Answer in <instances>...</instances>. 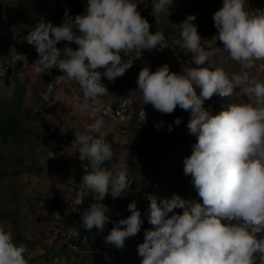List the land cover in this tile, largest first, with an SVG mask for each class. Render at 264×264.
Instances as JSON below:
<instances>
[{"label":"clouds","instance_id":"9594fccd","mask_svg":"<svg viewBox=\"0 0 264 264\" xmlns=\"http://www.w3.org/2000/svg\"><path fill=\"white\" fill-rule=\"evenodd\" d=\"M138 3L146 4V0H87L82 14L73 17L66 9L60 25L40 22L30 31L26 40L38 54L34 72L42 76L56 68L63 73L42 93L45 101L54 85L66 78L79 84L84 107L94 114L100 98L109 92L102 76L114 81L139 58L132 53L163 48L164 33L150 31ZM172 4L173 0H152V13L168 12ZM195 20L189 14L176 25L195 67L184 74L172 72L167 64L155 71L144 67L137 85L143 105L151 104L162 114H172L177 107L190 112L187 129L197 139L184 159V174L191 177L202 203L178 193L159 201L154 194H146L148 222L153 227L145 230L138 255L141 264H264V82L251 80L247 71L230 75L220 67L202 66L210 63V53L202 46ZM213 21L217 41L242 69L264 61V12L248 11L246 0H223ZM61 41L67 42L63 48L57 47ZM72 43L77 47L68 46ZM194 86L200 88L199 94ZM241 93L247 102H234L232 98ZM217 94L231 102L213 114L204 103ZM174 123L179 125L181 118ZM105 124L102 117L94 118L84 123L85 133L75 132L73 154L78 151L79 159L87 161L82 163L83 190L93 194L95 202L83 210L80 227H71L68 239L79 237L81 228L103 232L110 216L101 201L109 194L113 199L124 196L134 181L123 160L105 167L114 157L106 133L101 134ZM70 129L59 125L61 135ZM127 207L131 214L114 224L105 244L123 248L127 238L139 233L143 220L136 201ZM26 252L25 245H18L12 233L0 227V264H29Z\"/></svg>","mask_w":264,"mask_h":264},{"label":"rangeland","instance_id":"374dc122","mask_svg":"<svg viewBox=\"0 0 264 264\" xmlns=\"http://www.w3.org/2000/svg\"><path fill=\"white\" fill-rule=\"evenodd\" d=\"M16 1L20 2L21 0H0V31L4 40L10 44L13 53L11 66L10 58H7L0 50V100L11 101L15 74L25 87L22 115L26 126L39 131V124L44 121L51 133H41V138L33 145L35 147L33 154L28 147L25 150L7 148L0 142V162L2 161L7 171L20 169L21 164L18 161L22 158L26 165L36 162L44 168L39 175L24 172L13 176L10 172L5 179L0 180V227L10 231L14 241L16 240L12 221L3 216L4 212L13 213V218L22 227L24 236L28 240V245H26L28 256L35 259L32 264H98L96 256L85 257L72 253L67 259L60 255H54L52 252L66 243L71 227H80L78 216L81 218L83 210L95 202L93 194L81 191L83 187L80 178L83 172L81 166L77 164L68 169L64 164L69 160L79 159L78 151L73 154L77 148L75 132L85 133V122L92 123L94 118L102 117L106 124L101 130V134L106 133L104 138L114 151L113 160L107 164V167L111 168L113 164L119 163L121 160L126 164L130 146L137 140L136 133L128 126L133 113L138 111V116L140 115L139 117L145 120L150 119V111L154 109L151 104L143 105L141 102V93L137 85L139 71L144 67H150L152 71H155L157 68H154V64H158L159 61L162 65L167 64L172 72H181V74H184L188 68L195 67L193 56L183 47V41L176 30V25L186 19L189 14L196 16L193 23L198 27L202 46L205 51L210 53V63L205 62V65L202 66L220 67L230 75L247 71L251 80L264 82V61H257L256 66L250 70L242 69L223 50V44L215 37L218 35V30L213 21V14L222 7L223 0H173L169 11L165 10L159 14L152 13V0H146V4L138 3V11L142 12L143 17L154 18L155 22L150 30L164 33L165 39L161 45L163 48L132 53L133 57L139 58H135L133 66L122 77H118L114 81H109L102 76V83L109 92L100 98L99 110L93 114L84 107V97L79 84L68 81L66 78L58 85H54V92L47 101L43 99L42 93L48 89L50 83H55L54 80L57 76L63 75V73L53 68L51 74L44 73L42 76L36 74L32 66L38 58L35 46L32 45V52L31 50L27 51L25 47L17 49L18 45L28 43L26 37L35 26L29 16L21 12L22 8L18 11L14 10ZM58 1L62 9H68L73 17L82 14L87 6V0ZM134 2H139V0H134ZM246 9L260 14L264 12V0H246ZM63 19L64 14L56 23L49 22L56 26L60 25ZM74 31L76 30L74 29ZM62 43L65 47L67 42L62 41ZM68 46L77 47L74 43ZM123 59L127 60L128 57L125 56ZM10 68L13 69L12 72H10ZM194 87L199 94L200 88ZM232 99L234 102H247L248 100L242 93ZM230 102L231 98L221 97L217 94L206 100L204 107L215 114ZM119 104L125 105V108L121 116L116 117L113 115L114 106ZM189 119L190 112L182 110L179 129L174 132L172 140L163 141L164 152L167 154L162 163L165 175L154 178L158 184L154 194L158 201L160 198L171 197L173 193H178L186 200L202 203L191 182V177L184 174V159L191 154L192 146L197 139L195 135L188 132ZM62 124L66 127L71 126L72 129L61 135L59 125ZM155 124L156 127L159 125L158 130L163 126L159 121ZM88 134L93 137L100 135L97 133ZM55 198L73 207L76 215L70 222H63L62 216L51 205L52 199ZM106 200H108V196L101 203L104 204ZM104 205L109 209L106 214L110 216L113 206ZM174 211L182 213L183 210L176 209ZM147 223L149 229L153 227L149 224L148 217ZM96 232L97 230L93 228L91 235H95ZM126 247L125 243L123 248ZM109 249L111 252L109 260L115 259L114 264H119L117 263L118 257L124 251L121 252L122 248H116L111 244H109ZM46 254H48V263L44 262ZM128 257L129 259H126L129 264H141L142 257L138 254L134 259L132 255Z\"/></svg>","mask_w":264,"mask_h":264},{"label":"trees","instance_id":"16d2710c","mask_svg":"<svg viewBox=\"0 0 264 264\" xmlns=\"http://www.w3.org/2000/svg\"><path fill=\"white\" fill-rule=\"evenodd\" d=\"M28 2H30V0H21L20 2L16 1V7L13 8L17 11L22 8L21 12L26 13L27 16H29L34 26L40 22L47 23L51 21L56 23L65 12V10L60 6L58 0H31L30 4H28ZM144 18L148 20L151 27L154 25L155 21L153 17L146 16ZM77 34L79 33L77 32ZM17 47V49H24L25 47L27 51L31 50V52L33 49L32 45L29 43H24L22 45H18ZM57 47L63 48L62 41L57 44ZM0 50L7 58H10L9 60H11V65L13 61L11 46L8 42H6V40H4V36L1 34V31ZM159 66H162L161 61H159L156 65L154 64V68ZM9 70L10 72L13 71L12 68ZM13 77L15 85L11 101L0 100V142L7 148L25 150V148L28 147L31 154H33L35 151V147L33 145L39 140V138H41V133H51V131L47 129L44 121L39 124V131L30 129L26 126L22 115L25 87L20 83L19 77L15 76V74ZM114 108H116V105ZM138 113V111L134 112L130 122L128 123L129 128L137 135V140L130 146L128 158L126 160L128 172L130 176L134 178L128 192L125 193L124 196L115 199H113L110 194L108 195V200H106L104 204L113 206V209L110 211V220L105 226L103 232L97 231L95 235H91L90 231L81 228L79 237L67 239V243H63L58 249L52 251L54 255H60L62 258L64 257L67 259L70 258L72 253L83 255L85 257L98 255L103 262H105V264H114L115 259L109 260V258H111V252L109 244H105L104 242L105 237L117 221L125 219L131 214L127 206L132 201H136L137 208L141 212L143 224L138 234L125 240L127 247L122 248L121 251H124L122 254H125V256L120 255L117 263L129 264L128 256L132 255L133 259L137 256L138 245L144 240L145 230L149 229L147 214L150 201H148L146 194H155L158 184L154 178H160L165 175V172L162 169V163L164 162L167 154L164 152L163 141L169 139L172 140L174 132L179 129V125H176L174 121L177 117L181 118L182 109L177 107L172 114H162L153 109L150 111V119L145 120L141 119L138 116ZM157 121L163 124L160 130L156 127L155 122ZM169 124L172 125V131L170 132L168 131ZM78 160L72 159L64 164L69 169L73 165H77ZM18 162H20L19 164H21V168L10 171L13 176L20 175L24 172L39 175L44 170L42 165H39V163L36 162L26 165L23 158ZM108 163L109 162L105 164V167H107ZM10 172L7 171L1 161L0 180L5 179L7 177L6 175ZM51 205L56 209V212L62 216L61 220H63V222H70L72 217L76 215L72 206L62 203L57 198L52 199ZM3 216L6 219H10L14 225V235L17 240H15V242L18 245H28V240L24 236L22 227L18 225L17 221L13 218L14 214L4 212ZM78 217V222H80L81 218L80 216ZM68 244L76 246L79 251L70 250ZM25 255L29 264L35 262V259L30 258L27 252ZM44 257V262L48 263V254Z\"/></svg>","mask_w":264,"mask_h":264},{"label":"built area","instance_id":"2783aa9c","mask_svg":"<svg viewBox=\"0 0 264 264\" xmlns=\"http://www.w3.org/2000/svg\"><path fill=\"white\" fill-rule=\"evenodd\" d=\"M124 108H125V105H121V104H119V105H117L116 106V108H114V113H113V115L114 116H116V117H120L121 116V114H122V111H124ZM140 116V115H139ZM82 163H87V161H81L80 159H79V161H78V165L79 166H81V168H82V174L80 175V178H81V180H82V176H83V174H84V169H83V167H82ZM81 191L83 192L84 190H83V187H82V189H81ZM67 239H68V236H67ZM67 239H66V243H67ZM68 247H69V249L70 250H72V251H79V249L76 247V246H72V245H70V244H68ZM92 252V251H91ZM121 255L122 256H125V254H122L121 253ZM97 257V262H98V264H104V262H103V260L97 255L96 256Z\"/></svg>","mask_w":264,"mask_h":264}]
</instances>
